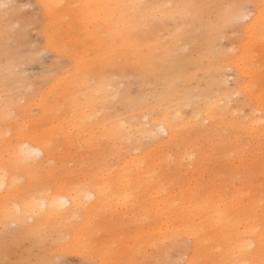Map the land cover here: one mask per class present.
<instances>
[{"label":"bare ground","instance_id":"1","mask_svg":"<svg viewBox=\"0 0 264 264\" xmlns=\"http://www.w3.org/2000/svg\"><path fill=\"white\" fill-rule=\"evenodd\" d=\"M35 2L41 43L12 37L0 7V188L38 174L107 186L117 170V185L145 196L42 189L0 205V223L18 225L11 242H45L42 264L56 263L65 234L100 229L92 216L77 220L98 204L102 226L118 215L143 225L139 237L150 233L129 264H264V0ZM243 2L253 14L230 33L249 13ZM46 50L56 56L36 84L21 67ZM15 249L4 250L10 264H25L28 249ZM106 255L100 264L116 252Z\"/></svg>","mask_w":264,"mask_h":264},{"label":"rangeland","instance_id":"2","mask_svg":"<svg viewBox=\"0 0 264 264\" xmlns=\"http://www.w3.org/2000/svg\"><path fill=\"white\" fill-rule=\"evenodd\" d=\"M224 1V0H223ZM226 1V0H225ZM244 10H249L248 14L243 15L239 20L234 22L235 26H230L229 32L233 33L238 25L244 24L251 18L253 14V7L251 3H242ZM0 7L3 10H8L9 12V21L11 23L12 37H25L29 42H42V33L37 25L36 19L40 14V9L35 0H0ZM216 10V7L213 9ZM240 23V24H239ZM12 41V40H11ZM224 42L227 43V39H224ZM43 57L39 62L23 64L21 71L24 73V76L32 80L36 84L41 83V78H38V75L43 72H47L49 69L47 67V61L55 58L56 54L52 51H44ZM64 62H67V59H62ZM227 75L229 82L233 80V70H227ZM22 91H27L29 85L26 81L21 83ZM12 92L13 95L17 93V89L8 90L4 88L3 92ZM19 102H24L23 99H20ZM185 110H190L191 106L188 104L184 106ZM38 108L32 106V112L34 115H38ZM18 115V112L14 109L10 112V116ZM144 121L145 118H144ZM38 126V124H36ZM158 136L161 138L165 137V131L162 128L157 130ZM145 140L147 138H144ZM40 153H37V157ZM119 171L114 170L112 175L109 178L107 186L104 185L105 180L89 177V176H70V177H56L49 178L46 175L38 174L35 178L26 179L21 177L20 182L13 191H6L5 187L0 188V205L5 202H12L13 200H34L37 192L44 189L47 192L50 191H59L64 188L72 189L75 185H82V188H85L87 192H92L94 195L92 200L96 199L95 196H98L96 192L98 189H104L105 193L109 196L117 194L119 196L124 195L128 191H132L131 200L128 203L135 202L137 198L143 199L145 192L141 187L131 186V187H122L117 185L120 183L119 180ZM104 177V176H99ZM107 196L106 198H108ZM90 204V203H89ZM120 203L115 204V207ZM102 209L98 204L93 207H87L85 211L80 210L77 213V220H81L83 215L92 216V219L96 222V226H101L99 230H95V233H86L84 229H81L79 236L77 238L71 239L69 234H65V240L69 243L65 248H59L58 253L60 254L57 262L53 264H100L99 257L107 256L106 252L108 250H113L116 252V256L113 259L106 257L101 264H129L127 260V255L132 253L138 248V243L143 244L145 238L146 242L150 237L148 233L145 237V234L139 237V230L143 227L141 223H131L129 225H122L123 218H119L118 215H114L112 221L109 223L101 225V222L106 220L101 211ZM108 216V215H107ZM147 220V217H146ZM9 226V227H8ZM95 226V227H96ZM104 226H107L110 230L108 232ZM94 227V228H95ZM18 228V225L15 223L5 225L0 223V264H10L13 262V257L9 251H4L5 249H14L15 248H25L28 249V254L26 256L25 264H42L43 258L48 257L50 253L47 246L49 244L43 242L42 244L36 243V246H31V240L23 237L21 242L17 245L11 242L14 234V230ZM47 230V228H45ZM25 233V232H24ZM23 233V234H24ZM45 233H47L45 231ZM48 235V234H47ZM48 238V237H47ZM51 238V237H50ZM179 240L183 244L189 242L186 237H179ZM148 243V242H147ZM38 245V246H37ZM42 246V247H39ZM145 246L142 247V249ZM4 252V253H3ZM101 254V255H100ZM185 260V255L177 258L179 263ZM52 261H45L43 264L51 263ZM141 264V263H138Z\"/></svg>","mask_w":264,"mask_h":264}]
</instances>
